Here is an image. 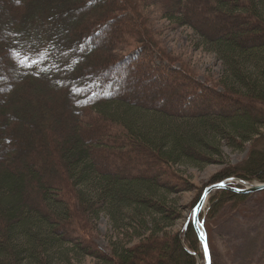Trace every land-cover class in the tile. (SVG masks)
<instances>
[{
  "label": "trees",
  "instance_id": "1",
  "mask_svg": "<svg viewBox=\"0 0 264 264\" xmlns=\"http://www.w3.org/2000/svg\"><path fill=\"white\" fill-rule=\"evenodd\" d=\"M155 12L191 29L197 48L217 57L222 72L210 85L176 67L151 22ZM206 12L247 20L252 31L214 39L197 20ZM0 33L7 41L0 57L14 64L0 78V264H196L192 222L175 236L166 232L182 218L169 199L187 185L177 168L223 164L224 148L250 145L243 163L227 165L209 185L264 184V0H0ZM248 35L258 44L244 43ZM133 67L168 83L182 108L201 102L212 112L167 113L123 99L126 82L112 73ZM211 98L217 105L208 106ZM130 158L152 174L118 171ZM248 198L218 190L207 217ZM103 215L115 237L107 253L94 243Z\"/></svg>",
  "mask_w": 264,
  "mask_h": 264
},
{
  "label": "rangeland",
  "instance_id": "2",
  "mask_svg": "<svg viewBox=\"0 0 264 264\" xmlns=\"http://www.w3.org/2000/svg\"><path fill=\"white\" fill-rule=\"evenodd\" d=\"M155 14L151 22L154 29L159 32V40L162 43L163 49L176 58L178 62L176 67L179 68L178 66L182 63V65L197 75L196 77L199 83L210 85L213 82L212 80H215L222 72V64L217 57L212 53L206 52L204 49L197 48L200 46L198 43L200 40L191 29L186 27L177 28L161 20V16L156 12ZM197 20L208 29L207 31L210 37L214 39H219L221 36L228 34L242 35L252 31L248 26L249 22L247 20L232 21L227 17H220L218 19L212 12L202 14V17ZM217 25H219V28H217ZM112 29V27L109 29L102 28V36H108ZM117 34H121V29H118ZM244 43L251 46L257 45L258 41H256L255 36L251 37L248 35ZM124 49H121L123 51L120 54L126 55L132 51V49ZM124 71V69H118L113 71L112 75L119 80H125V86L128 92H125L123 99L131 101V103H138V105H144L145 107H149V104H151L152 107L167 113H172L174 109L179 111L180 108L183 111V115L196 110V108H199L198 110L203 111L205 114L212 112L211 107L205 108L198 106L201 102L198 105L195 104L193 108H182L184 106L182 99L175 95V91L172 90L168 83L165 85L156 83L155 80H152L148 76L147 71L144 69L141 70L140 67H133L126 72ZM207 102L209 106L211 103L216 104L218 100L211 98ZM20 148L23 149L22 151L26 150L30 151L32 155L35 154L33 152L34 147L29 148L27 145H22ZM250 148V145L247 146L243 152H235L231 149L224 148L225 163L223 164H213L202 169L191 166L177 168L178 172L186 179L187 185L177 184L181 192L179 193L180 195L178 194L169 198L177 204L182 218L177 220L173 227L166 230L168 234L175 236L177 233L183 231V228L191 221L192 212L190 208L197 200L202 188L206 185L210 186V179L217 173L222 172L227 165L233 168L243 163L246 160ZM128 154L127 156H130ZM131 159L129 161L124 159L120 164H117V170H124L132 174L130 172L132 168L138 169L139 171L141 170L142 177H147L152 174L150 171L141 168L136 158ZM50 165L46 166L49 170L53 168ZM253 183L262 184L259 182ZM214 195L215 193L211 194L210 198ZM248 196L249 198L238 206L230 203L221 205L217 209V215L215 216L211 213L209 217H207L208 201L202 216L207 217L205 230L208 237L212 264H264V191ZM97 231L98 233L94 243L98 250L107 253L111 239L115 238L112 234L111 222L107 216H101L97 222ZM200 253L202 257L200 254L197 256L196 264H205L203 251ZM77 260L80 261L78 263L75 261L76 263L74 262L72 264H97L96 261L90 258H78Z\"/></svg>",
  "mask_w": 264,
  "mask_h": 264
},
{
  "label": "water",
  "instance_id": "3",
  "mask_svg": "<svg viewBox=\"0 0 264 264\" xmlns=\"http://www.w3.org/2000/svg\"><path fill=\"white\" fill-rule=\"evenodd\" d=\"M221 189H226V190H229V191H232L234 193L241 194V195H253V194L263 192L264 191V184H256V183L243 181V180H240L237 178H231V179L223 181L222 183L210 185V186L205 188V190H204V192H203V194H202V196H201V198L197 204V205H199V212H198L197 219L200 222H202L203 228H201L199 223H196L194 221L193 215H192V224H193V227H194V229L197 233V236L199 238L203 254H204V247H203V242L200 239V232L203 231L206 234L210 264H212V259H211V254H210V250H209V245H208V237H207V233L205 230V223L203 220L200 219V216L203 213L204 209L206 208V205L209 201L211 194H213L216 191L221 190ZM204 260H205V264H209V259H206L205 256H204Z\"/></svg>",
  "mask_w": 264,
  "mask_h": 264
},
{
  "label": "snow or ice",
  "instance_id": "4",
  "mask_svg": "<svg viewBox=\"0 0 264 264\" xmlns=\"http://www.w3.org/2000/svg\"><path fill=\"white\" fill-rule=\"evenodd\" d=\"M0 43H7L6 38L4 37V35L2 33H0ZM11 47L12 46L9 45V47H7V48L4 49L5 56H10V54H11ZM13 67H14V64L9 63V64L6 65L5 64L4 57H0V78H3L5 72L6 71H10ZM198 212H199V205H197L196 207L193 208L192 215H193L194 221L196 223H199L200 226H201V228H203L202 222H200L197 219ZM200 239L203 242L204 256H205L206 259H209V264H210V258H209L207 240H206V234L203 231L200 232Z\"/></svg>",
  "mask_w": 264,
  "mask_h": 264
}]
</instances>
